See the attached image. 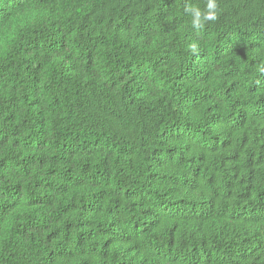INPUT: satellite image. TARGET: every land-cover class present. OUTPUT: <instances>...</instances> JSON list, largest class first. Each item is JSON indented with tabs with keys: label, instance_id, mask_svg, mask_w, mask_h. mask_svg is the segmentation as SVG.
I'll return each mask as SVG.
<instances>
[{
	"label": "trees",
	"instance_id": "1",
	"mask_svg": "<svg viewBox=\"0 0 264 264\" xmlns=\"http://www.w3.org/2000/svg\"><path fill=\"white\" fill-rule=\"evenodd\" d=\"M216 4L0 0V264H264V0Z\"/></svg>",
	"mask_w": 264,
	"mask_h": 264
},
{
	"label": "clouds",
	"instance_id": "2",
	"mask_svg": "<svg viewBox=\"0 0 264 264\" xmlns=\"http://www.w3.org/2000/svg\"><path fill=\"white\" fill-rule=\"evenodd\" d=\"M217 4L216 0H207L206 11L202 12L197 7L186 9V12H190L192 15L191 24L197 29H202L204 25L209 21H216L217 19ZM195 51V46H193ZM264 71V69H262Z\"/></svg>",
	"mask_w": 264,
	"mask_h": 264
}]
</instances>
